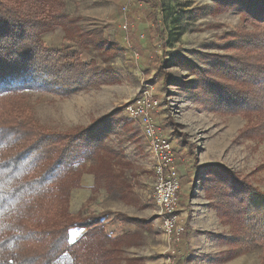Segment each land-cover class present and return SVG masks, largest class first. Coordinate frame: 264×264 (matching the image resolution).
<instances>
[{
    "label": "rangeland",
    "instance_id": "rangeland-1",
    "mask_svg": "<svg viewBox=\"0 0 264 264\" xmlns=\"http://www.w3.org/2000/svg\"><path fill=\"white\" fill-rule=\"evenodd\" d=\"M152 1L155 0H62V10L71 17L70 23L41 35L48 48L95 63L108 71L109 78L105 84L67 98L49 92L25 91V104L37 123L49 130L66 131L87 126L116 109L119 111L103 143L110 151V168L117 176L115 183L123 187L124 197L110 194V199L98 202L91 198L79 207L76 199L73 200V193L79 191L77 187L71 190L68 211L73 218L89 212L103 215L110 211H101L112 206L117 210L118 220L128 224L141 221L153 230V238L141 236L140 231L138 235H130L136 249L120 255L116 264H261V247L238 253L237 245L230 242L235 232L232 220L219 207V187L226 169L264 193V139L247 135L245 116L220 113L202 104L197 96L201 88L196 76L186 67V61L206 67L200 61L201 54L232 53L234 50L220 45L230 31L242 25V15L229 4L213 0H156L161 5L159 17L165 37L161 42L150 20ZM245 28L252 29L247 22ZM129 34L137 39L138 48L130 44ZM146 88H151L158 99L155 122L171 140L177 154L179 193L182 184H186L181 209L190 208V216L208 203L215 213L216 225L197 228L192 245L180 242L187 232L185 224L178 241L161 230L152 197L154 169L147 145L140 126L124 111V106ZM87 166L88 163L80 166V180L86 174L92 175ZM97 185L104 188L106 182L101 180ZM178 209L177 205V214ZM135 213L143 214V218L129 216ZM72 232L71 237H75ZM54 264H71V261L64 254Z\"/></svg>",
    "mask_w": 264,
    "mask_h": 264
},
{
    "label": "trees",
    "instance_id": "trees-1",
    "mask_svg": "<svg viewBox=\"0 0 264 264\" xmlns=\"http://www.w3.org/2000/svg\"><path fill=\"white\" fill-rule=\"evenodd\" d=\"M213 1L242 15V25L220 45L234 51L201 54L206 67L190 61L186 67L196 76L202 104L245 116L247 135L264 139V0ZM62 7V0H0V264H54L64 254L71 264H116L121 246L131 243L128 233L105 232L104 214L73 218L68 211L85 163L95 184L105 180L109 195L124 197L103 143L118 109L87 126L58 131L37 123L25 104L28 90L67 98L108 81L106 69L42 42L43 33L70 23ZM160 9L158 1L151 2L150 20L162 42ZM128 39L138 48L132 34ZM219 188V207L233 222L235 251L261 247L264 264V193L226 169ZM75 228L84 232L71 239Z\"/></svg>",
    "mask_w": 264,
    "mask_h": 264
},
{
    "label": "built area",
    "instance_id": "built-area-1",
    "mask_svg": "<svg viewBox=\"0 0 264 264\" xmlns=\"http://www.w3.org/2000/svg\"><path fill=\"white\" fill-rule=\"evenodd\" d=\"M158 99L151 88H146L124 106L126 116L140 126L148 152L155 158L152 197L163 233L178 241L183 225L177 214L180 178L174 161V148L155 122Z\"/></svg>",
    "mask_w": 264,
    "mask_h": 264
},
{
    "label": "crops",
    "instance_id": "crops-1",
    "mask_svg": "<svg viewBox=\"0 0 264 264\" xmlns=\"http://www.w3.org/2000/svg\"><path fill=\"white\" fill-rule=\"evenodd\" d=\"M142 139H143V137H142ZM143 141H144V139H143ZM144 145H146L145 141H144ZM148 155L150 157L151 165L153 168L156 160L154 157H152V155H150L149 152H148ZM176 157H177V154L175 153V150H174V161L176 160ZM175 164H176V162H175ZM180 167L182 168V166H180ZM181 187H182V189H181L180 193L178 192V206H180V209H178L179 210L178 216H179L180 222L183 219L185 220L184 223H183V221L181 223H182L183 227L186 225V231L187 232H186V235L181 239L180 242L183 245H186V244L188 245V243L190 245H192L196 240V236H197L196 229L199 227L209 228L211 226H215L216 225L215 224L216 218H215L214 211L208 205V203L202 204L200 211H194L190 214V216H189V213L191 212L190 208L189 209L188 208L187 209H183V208L181 209V204H183V202L185 201L186 184H182ZM78 189H79L78 193H76V192L73 193V200L76 199L77 205L79 207H81L83 204L86 205L85 202L87 199L95 198L97 200L96 202H98L100 199H104V198L110 199L108 197L109 194L106 191V188L105 187L102 188V186L95 184L93 175L86 174L85 176H83L80 180V187ZM96 202H94V204ZM88 204H91V203L88 202ZM108 209L110 212L104 213V216L101 219L102 224H103V228L108 235L117 236V235H121L123 233H128L130 235H138L139 234L138 231H140L141 236L143 235V237H147V238L152 237L153 238V236H154L153 230L150 227H145L142 224L143 222L140 221V223L135 222L136 224L135 223L128 224V223H124L120 219L118 220L115 217L117 210H115L112 206H108L107 208L105 207L104 210L101 212H105ZM121 212H123V211H121ZM129 216H137L138 218H143V214H138V213L137 214L135 213L134 215H129ZM83 232H84V229L75 228L72 233H74L76 236L75 237L72 236V239L78 238ZM188 238H190V239L186 240ZM138 247H139V245H138ZM121 249H122L121 255H124V254H127L128 252H132V250L136 249V245L133 243H130V245L121 246Z\"/></svg>",
    "mask_w": 264,
    "mask_h": 264
},
{
    "label": "bare ground",
    "instance_id": "bare-ground-1",
    "mask_svg": "<svg viewBox=\"0 0 264 264\" xmlns=\"http://www.w3.org/2000/svg\"><path fill=\"white\" fill-rule=\"evenodd\" d=\"M169 139V138H168Z\"/></svg>",
    "mask_w": 264,
    "mask_h": 264
}]
</instances>
